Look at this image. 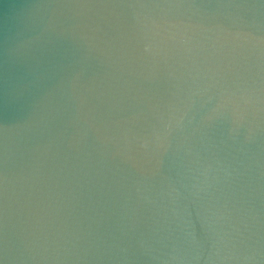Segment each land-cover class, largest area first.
I'll return each instance as SVG.
<instances>
[{
  "label": "water",
  "instance_id": "95a60500",
  "mask_svg": "<svg viewBox=\"0 0 264 264\" xmlns=\"http://www.w3.org/2000/svg\"><path fill=\"white\" fill-rule=\"evenodd\" d=\"M0 264H264V0H0Z\"/></svg>",
  "mask_w": 264,
  "mask_h": 264
}]
</instances>
